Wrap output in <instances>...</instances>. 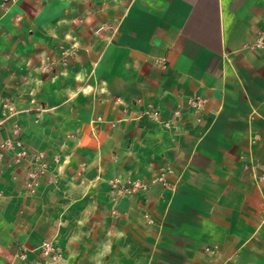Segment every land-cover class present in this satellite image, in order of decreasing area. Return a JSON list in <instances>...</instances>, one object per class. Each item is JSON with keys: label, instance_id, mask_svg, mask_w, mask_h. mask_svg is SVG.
<instances>
[{"label": "crops", "instance_id": "1", "mask_svg": "<svg viewBox=\"0 0 264 264\" xmlns=\"http://www.w3.org/2000/svg\"><path fill=\"white\" fill-rule=\"evenodd\" d=\"M262 21L264 0H0V96L32 87L31 65L45 53L66 56L67 77L93 97L96 145L79 148L88 177L147 184L115 193L111 205L107 185L93 180L99 237L115 264H264ZM58 89L51 93L66 91ZM194 96L203 99L198 107L188 103ZM36 105L18 113L38 122ZM11 122L0 126V140ZM73 153L53 164L56 183L46 175L37 196L48 187L54 196L71 191ZM28 167L16 173L4 154L1 209L13 200L23 214L37 197L23 187ZM162 169L167 184L150 183ZM37 205L44 215L48 203Z\"/></svg>", "mask_w": 264, "mask_h": 264}, {"label": "rangeland", "instance_id": "2", "mask_svg": "<svg viewBox=\"0 0 264 264\" xmlns=\"http://www.w3.org/2000/svg\"><path fill=\"white\" fill-rule=\"evenodd\" d=\"M31 67L30 76L33 78V86L26 87L23 92L22 90L17 92L15 88H12L10 93L15 92L14 96H0V103L4 98H8L15 106L17 113L10 119L21 122V131L23 134L24 130L27 136L28 145L26 146L29 150H41L46 158L57 155L58 162H60V159L69 156L70 151L74 149L66 165L69 166L71 162L73 164L65 167V175L66 173L73 174L72 181L75 183L69 193L54 196L56 192L48 187V194L33 195L32 197H37L30 200L29 208L23 214H18V204L13 200L6 208L1 209L0 207V264H115L111 254L104 249V241L99 237L97 206L100 199L99 192L95 189L99 186L93 182L95 179L96 182L101 181L107 185L112 205V198L117 193L111 186L113 177L106 181L98 175L95 178H89L90 172L87 170L89 157L79 152V148L82 147L94 150V145H96L88 131L90 100L93 98L92 95L89 97L92 93L91 88L84 86V81L71 80L67 77L66 70L69 65L64 55L54 58L45 53L38 60L37 66L31 65ZM23 70L25 69H21ZM1 71L3 75H6L11 70L2 68ZM89 81L86 82L89 83ZM25 82L28 83L23 81L22 84ZM40 88L43 90L41 95L39 94ZM55 88L60 90L64 88L66 91L52 94L51 91L53 92ZM72 90L76 91L73 96ZM38 103L43 109L37 112L39 113L38 122L34 120L35 117L30 116L31 112L18 113L19 109L28 104ZM21 115L25 119L23 124L17 118ZM73 137L81 138L79 146L71 145L70 140ZM49 163L54 169L53 159ZM12 164L14 165L13 159ZM20 167L21 165H14L17 169L16 173L19 172ZM93 170L94 168L92 172ZM47 176L49 183L55 185V171ZM91 185L95 191L90 189L85 194L86 188ZM64 187L65 190L69 188L66 184ZM55 198L59 200L58 205ZM42 201L48 203L44 215L39 213L40 208L37 205ZM71 202L73 203L70 204ZM37 216L39 221L36 220ZM23 217L27 219L26 225L19 221V218ZM44 241H51L55 248L54 251L58 253L56 259H53L51 253H45L41 247Z\"/></svg>", "mask_w": 264, "mask_h": 264}, {"label": "built area", "instance_id": "3", "mask_svg": "<svg viewBox=\"0 0 264 264\" xmlns=\"http://www.w3.org/2000/svg\"><path fill=\"white\" fill-rule=\"evenodd\" d=\"M256 46H264V21H262L261 26L257 32V40L255 42ZM188 103L193 106H200L203 103V99L199 96H194L188 98ZM0 109V126L8 119L12 118L16 113L15 106L8 98H4L1 103ZM154 115L157 112H153ZM21 131V125L17 121H12L9 134L0 140V171L2 168L3 157L6 152L12 154L13 163L15 166L22 165L26 163L29 167L24 172L23 187L26 193L30 196L36 194L37 189L40 184V179L49 173H53L54 169L49 163L48 159L45 156V153L41 150H29L23 140ZM92 136L96 138L94 130H92ZM255 138L250 139V143L254 142ZM53 161L57 163L59 157L56 155L53 157ZM170 170L162 169L158 174H156L150 180V183H160L162 185L167 184L166 175ZM260 179H264V174L259 176ZM130 186H125L121 183L119 178H113L111 180L112 188L117 192H129L132 188L136 186H145L147 184L141 183L138 180L128 181ZM41 247L44 249L45 253H51L53 259L58 257V253L55 252L51 241H44L41 244Z\"/></svg>", "mask_w": 264, "mask_h": 264}]
</instances>
